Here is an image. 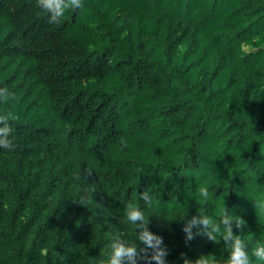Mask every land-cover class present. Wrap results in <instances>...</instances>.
Returning a JSON list of instances; mask_svg holds the SVG:
<instances>
[{
	"label": "trees",
	"instance_id": "16d2710c",
	"mask_svg": "<svg viewBox=\"0 0 264 264\" xmlns=\"http://www.w3.org/2000/svg\"><path fill=\"white\" fill-rule=\"evenodd\" d=\"M0 21V160L48 215L30 248L0 229V264H101L142 191L167 264L227 255L219 236L185 239L200 207L264 240V0H82L58 23L0 0ZM67 218L83 227L50 229Z\"/></svg>",
	"mask_w": 264,
	"mask_h": 264
},
{
	"label": "clouds",
	"instance_id": "9594fccd",
	"mask_svg": "<svg viewBox=\"0 0 264 264\" xmlns=\"http://www.w3.org/2000/svg\"><path fill=\"white\" fill-rule=\"evenodd\" d=\"M37 4L48 15L50 22L58 23L67 10L81 8L82 0H37ZM11 95L7 88H0V99ZM8 119V116L0 115V147L3 148H9L12 143L10 134L13 128ZM199 191L203 203L207 200L208 190L201 187ZM139 199L145 206L129 204L126 207L120 218L122 227H117L112 233L109 249L101 264H140V261H144V264H167L168 250L162 237L148 227L149 215L152 213L146 214V206L152 202V193L142 191ZM184 211L179 215L180 218H183ZM243 224L244 221L227 212L225 206L220 209L218 217L211 215L206 207H200L197 214L184 223L185 239L206 235L216 241L219 236L227 255L221 258L214 254L200 255L194 261L184 259L183 264H264V240L249 241L244 234L233 231L234 227L240 229ZM127 225L131 226L130 230Z\"/></svg>",
	"mask_w": 264,
	"mask_h": 264
},
{
	"label": "rangeland",
	"instance_id": "374dc122",
	"mask_svg": "<svg viewBox=\"0 0 264 264\" xmlns=\"http://www.w3.org/2000/svg\"><path fill=\"white\" fill-rule=\"evenodd\" d=\"M255 50L256 48L252 49V51ZM36 163L42 167H46L42 161H36ZM12 171L13 168L9 160H0V229L22 228L28 234L23 241L24 247L30 248L32 238L34 236H41L42 232L48 228L45 222L48 215L43 209L36 208L35 195L38 184H35L26 193H23L26 183L23 177L13 179L11 175ZM37 179L39 183L45 180L42 175H38ZM80 224V220L71 222L67 218L64 223L56 221L51 225L50 229L53 232L59 233L81 229L83 225ZM41 254H45V251H41ZM214 255L216 256L215 253Z\"/></svg>",
	"mask_w": 264,
	"mask_h": 264
}]
</instances>
